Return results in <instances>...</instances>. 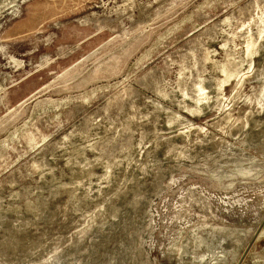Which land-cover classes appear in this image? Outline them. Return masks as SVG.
Listing matches in <instances>:
<instances>
[{
	"label": "rangeland",
	"instance_id": "1",
	"mask_svg": "<svg viewBox=\"0 0 264 264\" xmlns=\"http://www.w3.org/2000/svg\"><path fill=\"white\" fill-rule=\"evenodd\" d=\"M0 264H264V0H0Z\"/></svg>",
	"mask_w": 264,
	"mask_h": 264
},
{
	"label": "bare ground",
	"instance_id": "2",
	"mask_svg": "<svg viewBox=\"0 0 264 264\" xmlns=\"http://www.w3.org/2000/svg\"><path fill=\"white\" fill-rule=\"evenodd\" d=\"M4 10V9H3Z\"/></svg>",
	"mask_w": 264,
	"mask_h": 264
}]
</instances>
